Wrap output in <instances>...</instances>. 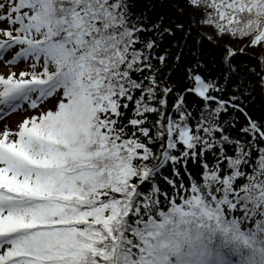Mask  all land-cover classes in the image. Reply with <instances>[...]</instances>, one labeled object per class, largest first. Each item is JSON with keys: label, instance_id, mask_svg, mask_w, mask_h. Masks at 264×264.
<instances>
[{"label": "snow or ice", "instance_id": "obj_1", "mask_svg": "<svg viewBox=\"0 0 264 264\" xmlns=\"http://www.w3.org/2000/svg\"><path fill=\"white\" fill-rule=\"evenodd\" d=\"M188 4L0 0V264H264V0Z\"/></svg>", "mask_w": 264, "mask_h": 264}, {"label": "trees", "instance_id": "obj_2", "mask_svg": "<svg viewBox=\"0 0 264 264\" xmlns=\"http://www.w3.org/2000/svg\"><path fill=\"white\" fill-rule=\"evenodd\" d=\"M137 7L136 11L141 12L148 9V16L150 21L155 20L159 17L163 18L165 24H187V16L190 15V5L188 0H136ZM179 10V11H178ZM207 36H211V31L208 29H202ZM219 41H216V45H219ZM192 51H195L193 48ZM213 52L212 45H206L200 49V54L206 58L211 59ZM245 52L252 54L254 47L249 46L245 48ZM192 53L190 52L189 55ZM168 166H165L164 174L167 175Z\"/></svg>", "mask_w": 264, "mask_h": 264}, {"label": "rangeland", "instance_id": "obj_3", "mask_svg": "<svg viewBox=\"0 0 264 264\" xmlns=\"http://www.w3.org/2000/svg\"><path fill=\"white\" fill-rule=\"evenodd\" d=\"M9 70L17 71V69L10 68V66L4 65L2 62H0V74H7ZM1 115L2 114H0V116ZM24 115L25 112L23 110H16L15 112H10L7 115H2L3 117L0 119V131L3 130L5 125L10 128L18 126Z\"/></svg>", "mask_w": 264, "mask_h": 264}, {"label": "clouds", "instance_id": "obj_4", "mask_svg": "<svg viewBox=\"0 0 264 264\" xmlns=\"http://www.w3.org/2000/svg\"><path fill=\"white\" fill-rule=\"evenodd\" d=\"M246 196L248 195V193L245 194ZM255 202V201H254Z\"/></svg>", "mask_w": 264, "mask_h": 264}]
</instances>
